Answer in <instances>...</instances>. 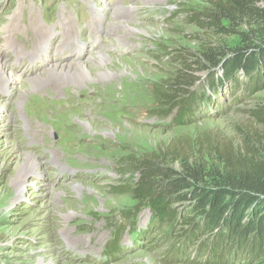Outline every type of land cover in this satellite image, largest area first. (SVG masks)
<instances>
[{"label": "rangeland", "instance_id": "1", "mask_svg": "<svg viewBox=\"0 0 264 264\" xmlns=\"http://www.w3.org/2000/svg\"><path fill=\"white\" fill-rule=\"evenodd\" d=\"M209 6V0H0V56L16 79L7 83L0 74V264L205 261L195 245L184 247L181 227L158 226L149 207L134 200L140 175L130 162L165 151L178 169L168 154L176 141L199 156L197 140L239 146L242 132L261 131L253 112L264 108V89H211L218 68L190 72L196 78L190 91L209 99L191 121L177 126V111L159 113L156 93L180 57L190 64L202 45L228 49L239 42L198 26L195 15L205 17ZM100 56L105 67L95 61ZM69 63L90 69L79 86L55 77L40 87L28 81Z\"/></svg>", "mask_w": 264, "mask_h": 264}, {"label": "trees", "instance_id": "2", "mask_svg": "<svg viewBox=\"0 0 264 264\" xmlns=\"http://www.w3.org/2000/svg\"><path fill=\"white\" fill-rule=\"evenodd\" d=\"M209 4L205 17L195 15L198 26L214 38L236 37L239 42L228 49L202 45L190 64L178 59L176 73L156 93L160 115L177 111V126L191 121L198 104L209 100L190 91L194 70H220V76L209 78L211 89L225 84L244 86L249 93L264 89V0ZM253 117L261 131L242 132L239 146L210 141L204 146L197 140V156L174 142L168 154L179 162L178 169L170 167L165 151L130 162L140 175L131 189L134 200L149 207L158 226L181 227L184 247L195 245V252L206 256L201 264H252L264 258V108Z\"/></svg>", "mask_w": 264, "mask_h": 264}, {"label": "bare ground", "instance_id": "3", "mask_svg": "<svg viewBox=\"0 0 264 264\" xmlns=\"http://www.w3.org/2000/svg\"><path fill=\"white\" fill-rule=\"evenodd\" d=\"M117 13V12H115ZM120 14V13H119ZM117 15V14H116ZM115 15V16H116ZM117 20V19H116ZM64 24V23H63ZM116 25V24H115ZM98 29V28H97ZM116 29V28H115ZM125 29V28H124ZM116 31V30H115ZM106 32V31H105ZM70 33V32H69ZM110 33V32H109ZM108 33V34H109ZM127 33V32H126ZM115 34V33H114ZM118 34V33H117ZM71 35V34H70ZM127 35V34H126ZM75 38V37H74ZM73 39V38H72ZM121 46V45H120ZM80 49L81 46L79 45ZM10 48V47H9ZM41 47H39V50H42ZM79 49V50H80ZM99 53V52H98ZM89 57V56H88ZM102 56L99 57V59L95 60L97 61L98 65H100L101 67H105V62L103 59H101ZM93 59V58H92ZM74 62V61H73ZM77 62V61H76ZM10 68V67H9ZM51 68V67H50ZM10 71V70H9ZM0 74H1V79H3V81L9 83L11 80L14 82L16 81L15 78L11 77V74L8 72V66L5 64V62L3 61V58L0 56ZM90 75V69L81 63H69V64H63V65H56L55 67H52L51 69H49L47 72H45V74L41 75H37L35 77H31L28 81L34 85H36V87H40L42 84H44L45 82L48 83V81L51 80V78L55 77L58 78L60 80H63L64 82V86L65 85H73V86H79L81 82H83V80H86L87 78H89ZM60 84V83H59ZM127 86H125L124 84H122L121 87V92L125 91V88ZM114 88V87H113ZM40 162V161H39ZM53 163L55 164L56 161H53ZM52 163V164H53ZM33 165H36V167H40L39 163L37 162V160H34Z\"/></svg>", "mask_w": 264, "mask_h": 264}]
</instances>
